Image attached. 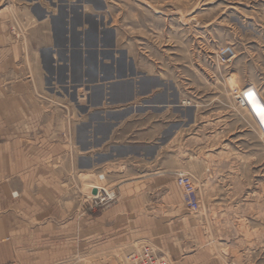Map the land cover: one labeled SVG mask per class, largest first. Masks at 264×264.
<instances>
[{
    "label": "rangeland",
    "instance_id": "rangeland-1",
    "mask_svg": "<svg viewBox=\"0 0 264 264\" xmlns=\"http://www.w3.org/2000/svg\"><path fill=\"white\" fill-rule=\"evenodd\" d=\"M70 40L78 49L102 46L106 59L128 52L120 63L158 75L176 100L159 115L174 167L160 191L169 202L158 194L144 209L165 230L119 264L142 245L169 264H264V0H0V49H11L18 77L31 75L39 96L66 117L81 109L60 98L54 65L64 61L53 54ZM71 170L81 207L99 211L120 202L118 181L166 169ZM181 174L195 187L196 211L184 203ZM94 189L113 200H88Z\"/></svg>",
    "mask_w": 264,
    "mask_h": 264
},
{
    "label": "crops",
    "instance_id": "crops-1",
    "mask_svg": "<svg viewBox=\"0 0 264 264\" xmlns=\"http://www.w3.org/2000/svg\"><path fill=\"white\" fill-rule=\"evenodd\" d=\"M70 47L53 54L64 61L54 65L62 70L60 98L81 109L67 117L39 96L31 75L18 77L11 49H0V264H119L134 244L158 241L165 230L144 209L158 194L169 202L160 191L174 167L159 115L175 97L158 75L120 63L128 52L106 59L102 46ZM124 165L166 170L118 181L120 202L111 207H81L71 169Z\"/></svg>",
    "mask_w": 264,
    "mask_h": 264
},
{
    "label": "built area",
    "instance_id": "built-area-1",
    "mask_svg": "<svg viewBox=\"0 0 264 264\" xmlns=\"http://www.w3.org/2000/svg\"><path fill=\"white\" fill-rule=\"evenodd\" d=\"M177 185L181 188L183 192V200L186 206L192 210L196 211L199 207V200L195 187L189 178L185 174H181L176 179ZM100 194V195H99ZM114 193H100L99 189L96 190L95 194L87 196L88 200L96 201V204H104L113 200ZM121 264H169L162 257H160L150 246L142 245L140 250L135 255L133 261L122 262Z\"/></svg>",
    "mask_w": 264,
    "mask_h": 264
},
{
    "label": "bare ground",
    "instance_id": "bare-ground-1",
    "mask_svg": "<svg viewBox=\"0 0 264 264\" xmlns=\"http://www.w3.org/2000/svg\"><path fill=\"white\" fill-rule=\"evenodd\" d=\"M99 191H100V193H102V194L106 193V191H104V189L99 190ZM99 195H100V194H99Z\"/></svg>",
    "mask_w": 264,
    "mask_h": 264
},
{
    "label": "water",
    "instance_id": "water-1",
    "mask_svg": "<svg viewBox=\"0 0 264 264\" xmlns=\"http://www.w3.org/2000/svg\"><path fill=\"white\" fill-rule=\"evenodd\" d=\"M93 193H96V190L95 189L93 190Z\"/></svg>",
    "mask_w": 264,
    "mask_h": 264
}]
</instances>
